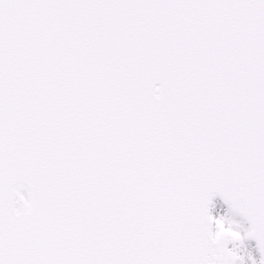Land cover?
I'll return each instance as SVG.
<instances>
[{"label":"snow or ice","instance_id":"1","mask_svg":"<svg viewBox=\"0 0 264 264\" xmlns=\"http://www.w3.org/2000/svg\"><path fill=\"white\" fill-rule=\"evenodd\" d=\"M245 238L264 264V0H0V264H244Z\"/></svg>","mask_w":264,"mask_h":264},{"label":"rangeland","instance_id":"2","mask_svg":"<svg viewBox=\"0 0 264 264\" xmlns=\"http://www.w3.org/2000/svg\"><path fill=\"white\" fill-rule=\"evenodd\" d=\"M230 214L231 213L229 211H227L226 209L220 208L217 212L216 217L223 215V216L235 219L234 217L231 216L232 214L231 215ZM235 220H237V219H235ZM238 222H240V221H238ZM240 224L242 225L241 222H240ZM238 230L242 233V235L244 234L243 225ZM245 243H247L245 240H243V242H240V241L233 242V244L237 246L235 248L237 249L238 254H240L244 258V264H250L249 262H251L252 259H255V257L253 256L252 251H250L248 248H246Z\"/></svg>","mask_w":264,"mask_h":264},{"label":"bare ground","instance_id":"3","mask_svg":"<svg viewBox=\"0 0 264 264\" xmlns=\"http://www.w3.org/2000/svg\"><path fill=\"white\" fill-rule=\"evenodd\" d=\"M219 209L220 208H223V209H226L227 211H229L228 210V207L227 206H224V205H222V204H217L216 205ZM215 206V207H216ZM216 207V208H217ZM218 209V210H219ZM218 210L216 209V210H214V216H216L217 215V212H218ZM231 215V214H230ZM232 217H234L235 219H237L238 221H240L241 223H242V225H243V228H244V231H245V229L248 227V223L246 222V220H244L242 217H240V216H233V215H231ZM245 240H247V239H245ZM248 241V240H247ZM249 242V241H248ZM247 245V244H246Z\"/></svg>","mask_w":264,"mask_h":264},{"label":"water","instance_id":"4","mask_svg":"<svg viewBox=\"0 0 264 264\" xmlns=\"http://www.w3.org/2000/svg\"><path fill=\"white\" fill-rule=\"evenodd\" d=\"M216 197H218L221 201H223L221 197H219V196H216ZM214 198H215V197H214ZM214 198H213V200H214ZM256 242H257V241H256Z\"/></svg>","mask_w":264,"mask_h":264}]
</instances>
